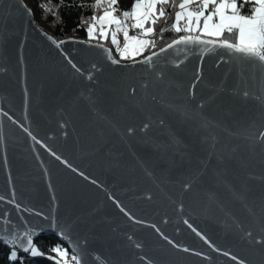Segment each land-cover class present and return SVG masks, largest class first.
<instances>
[{
    "label": "water",
    "instance_id": "95a60500",
    "mask_svg": "<svg viewBox=\"0 0 264 264\" xmlns=\"http://www.w3.org/2000/svg\"><path fill=\"white\" fill-rule=\"evenodd\" d=\"M97 44L0 0V235L56 236L81 264H264V68Z\"/></svg>",
    "mask_w": 264,
    "mask_h": 264
},
{
    "label": "snow or ice",
    "instance_id": "6c2138e0",
    "mask_svg": "<svg viewBox=\"0 0 264 264\" xmlns=\"http://www.w3.org/2000/svg\"><path fill=\"white\" fill-rule=\"evenodd\" d=\"M118 5L119 0H94L91 7L99 10V14L94 13L90 17L91 22L87 23L86 31L89 42L92 40L107 41L110 36L111 44L116 48L122 60L132 59L134 63L151 66L155 58L170 49L180 45H194L203 46L205 52L224 49L231 56L254 62L264 68V0H243V2H238V0H179L178 4L176 0H134L130 10H121ZM246 5H250L249 13L243 14L242 9ZM41 7L49 10L47 5H41ZM169 8L177 10L174 11L170 27L160 28V37H163L165 31L187 34L180 35L171 43L160 47L159 52L151 51L150 55H143L146 50L157 47L156 40L149 37L156 36V25L161 20L167 23ZM129 21H131L130 24ZM182 22L183 27H181ZM136 30H139V36L130 35V32ZM119 33L123 35L122 48L117 38ZM225 34L232 39L225 38ZM62 43L64 41H60L56 46L59 47ZM95 46L103 49L113 64L120 62L112 59L111 50L105 48L103 43ZM137 56H143L142 60H136ZM72 67L80 71L75 64H72ZM197 79H199V70H197ZM247 95L248 93L245 92V96ZM260 136L264 138V132L260 133ZM56 159L61 158L56 156ZM62 162L67 164L66 161ZM2 200L4 197L0 196V201ZM12 203L15 202L12 201ZM16 208L20 210L19 205H16ZM121 211L124 209L121 208ZM2 215L4 214L0 213V216ZM35 235V231L29 228H25L23 232L10 230L9 234L0 235V241L10 248L7 257L10 264H15L16 261L24 264L25 257L19 255L20 251L31 258L43 255L33 242ZM197 235L200 233L197 232ZM164 238L167 239V237ZM201 238L205 239L203 236ZM205 242L208 243L206 239ZM169 243L172 241L169 240ZM51 251L62 258L68 256V253L59 246L51 248ZM224 255L228 256L229 253H224ZM231 258L237 260L235 256ZM71 261L74 264H81L80 258L75 254L72 255ZM65 264H68V261H65ZM237 264H244V261L238 260Z\"/></svg>",
    "mask_w": 264,
    "mask_h": 264
},
{
    "label": "trees",
    "instance_id": "16d2710c",
    "mask_svg": "<svg viewBox=\"0 0 264 264\" xmlns=\"http://www.w3.org/2000/svg\"><path fill=\"white\" fill-rule=\"evenodd\" d=\"M26 5L31 9L35 20L38 24L49 31L53 36L58 39L66 38H79L86 39L87 37V23L91 22L90 17L96 13L99 14V10L93 9L91 4L94 0H23ZM134 0H119V9L130 10ZM243 2V0H238ZM179 3V0H176ZM41 5H47L49 10H45ZM250 5L243 7V14H248ZM177 9L169 8V19L167 23L161 20L156 25V36L151 37L155 39L157 47L155 49H149L145 51V55L151 51H155L160 47H163L175 38L185 33H175L174 31H165L163 37H160V28H168L172 23L174 17V11ZM225 38L232 39L225 34ZM34 244L38 250L43 253L40 257L31 258L28 254L19 252L20 256L25 257L24 264H57L53 259L57 253L51 251V248L59 246L65 250L70 257H72L70 251L66 246L59 242L56 236L50 235L46 237H39L34 240ZM10 248L8 245L0 241V264H10L8 261V253ZM15 264H19L16 261ZM60 264V263H59Z\"/></svg>",
    "mask_w": 264,
    "mask_h": 264
},
{
    "label": "rangeland",
    "instance_id": "374dc122",
    "mask_svg": "<svg viewBox=\"0 0 264 264\" xmlns=\"http://www.w3.org/2000/svg\"><path fill=\"white\" fill-rule=\"evenodd\" d=\"M131 23V21H129V24ZM182 25V24H181ZM41 27V26H40ZM44 29V28H43ZM45 30V29H44ZM46 32H49V31H47V30H45ZM50 33V32H49ZM184 33V32H183ZM51 34V33H50ZM130 34L131 35H139V30H136V31H134V32H130ZM187 33H185L184 35H186ZM110 38V37H109ZM117 38H118V40L120 41V47L122 48L123 47V35H122V33H119L118 34V36H117ZM149 38H151V37H149ZM205 38H207V37H205ZM111 39V38H110ZM175 39H177V38H175ZM86 40H88L89 41V38H88V35H87V37H86ZM93 42H98V43H103V44H105L106 46H108L110 49H111V51H112V55H113V57L115 58V59H118V60H120V61H123V62H128V61H133L132 59H121L120 58V56H119V54H118V52H117V50H116V48L111 44V42L109 41V40H107V41H97V40H92ZM169 43H171V41L169 42ZM168 44V43H167ZM165 46V45H164ZM163 46V47H164ZM157 50H159V49H157ZM157 50H155V51H157ZM151 53V52H150ZM150 53H148V54H146V55H149ZM143 55H145V52L143 53ZM141 58H143V56H137L136 57V60H139V59H141ZM65 251V250H64ZM72 255V254H71ZM56 262L57 261H59V263L60 264H65V261H68V264H74V262H72L71 261V257L69 256V254H68V256L67 257H60L58 254L57 255H55L54 256V258H53Z\"/></svg>",
    "mask_w": 264,
    "mask_h": 264
},
{
    "label": "crops",
    "instance_id": "0c3cea01",
    "mask_svg": "<svg viewBox=\"0 0 264 264\" xmlns=\"http://www.w3.org/2000/svg\"><path fill=\"white\" fill-rule=\"evenodd\" d=\"M182 25H181V27H183L184 26V23L182 22L181 23ZM131 35V34H130ZM139 36V35H138ZM110 37V36H109ZM108 40L111 42V39L110 38H108Z\"/></svg>",
    "mask_w": 264,
    "mask_h": 264
}]
</instances>
